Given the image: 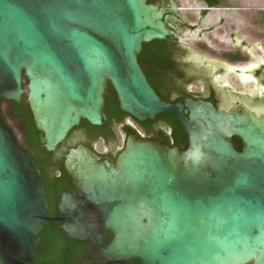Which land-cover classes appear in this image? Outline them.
<instances>
[{"label":"water","instance_id":"95a60500","mask_svg":"<svg viewBox=\"0 0 264 264\" xmlns=\"http://www.w3.org/2000/svg\"><path fill=\"white\" fill-rule=\"evenodd\" d=\"M167 18L150 0H0V100L27 96L48 151L82 120L103 124L107 83L124 113L173 114L188 135L183 150L131 131L115 162L70 149L79 195L64 194L51 219L41 170L0 106V264H32L50 221L95 240L102 264H264V116L161 99L138 55L170 36Z\"/></svg>","mask_w":264,"mask_h":264},{"label":"flooded vegetation","instance_id":"af4514ba","mask_svg":"<svg viewBox=\"0 0 264 264\" xmlns=\"http://www.w3.org/2000/svg\"><path fill=\"white\" fill-rule=\"evenodd\" d=\"M168 1L157 0L156 2ZM195 1L203 5L196 23L181 22L176 24V27L191 30L196 39V49L207 51L208 60L198 53L192 55L191 58H188L186 52L185 54L174 53L171 63L162 66V74L159 77L161 95L173 104L183 103L187 99L203 100L212 103L223 112H230L237 106H247L259 117L264 116V7L246 10L234 7L231 5V0ZM169 13L171 15L168 13L166 15L171 18L173 12L169 11ZM209 16H212L210 26L197 32ZM166 24L171 33L169 37L176 42L181 50L187 51V48L180 43L177 37L176 27L169 24L167 20ZM205 34H207V40L204 39ZM184 111L186 114L189 113L187 109ZM82 121L78 126L82 124ZM146 122H139L127 114L113 124L114 137L110 141L101 134L92 136L86 129L78 126V128H73L66 139L54 150L56 158H63L68 178V181L64 183L65 191L62 196L70 194L73 197H78L79 195L65 168V156L70 149L83 145L100 160L115 162L118 154L124 149L126 138L131 131L141 138L154 139L163 143L166 142L157 138V134H163L167 138L172 135L173 128L166 119H157L156 117L151 121V125H146ZM127 126L129 130L125 128ZM119 139L122 141L121 146H110L111 143L117 144ZM42 142L45 146L44 135ZM88 143L89 145H87ZM100 143L105 148L102 152L97 148ZM234 143L241 150L242 143L238 138H234ZM65 151H67L66 154ZM50 171L55 177L64 176V173L58 168L52 167ZM58 211L57 216H47L51 219L63 216L59 210V204ZM56 223L60 225L64 233L61 238L76 240L65 233L62 223ZM99 238L104 244H108L110 241L108 243L104 241L107 238H112V234L106 233ZM76 241L80 245H91L92 250L82 254L75 264H102L93 256L95 240ZM32 264H36L35 258Z\"/></svg>","mask_w":264,"mask_h":264},{"label":"trees","instance_id":"16d2710c","mask_svg":"<svg viewBox=\"0 0 264 264\" xmlns=\"http://www.w3.org/2000/svg\"><path fill=\"white\" fill-rule=\"evenodd\" d=\"M157 0H150L156 2ZM179 52L185 54V50H181L176 42L167 37L164 40H154L145 43L141 53L138 55L139 63L146 74L149 82L154 87L158 95L163 101L168 102L159 91V77L161 76L162 66L172 61L174 53ZM28 83L27 78H23V86ZM1 118L5 124L13 131L18 138L21 148L28 150L34 157L39 169L41 170V178L45 185L48 201L50 204L47 215L50 217L59 214L58 204L60 198L65 191L63 186L68 178L64 169L63 158H56L54 151H48L42 142L43 133L39 131L34 122L27 96H23L21 103L14 101L0 100ZM104 118L101 126H92L86 120L78 127L86 129L92 136L103 135L108 141L114 137L112 129L116 121H120L126 113L121 111L116 93L109 83L105 94ZM166 119L172 128V135L164 137L163 134H157V138L164 140L169 147H179L186 150L188 147V135L183 130L182 123L173 114L165 113L157 117V119ZM12 123L13 126L10 124ZM151 121L147 120L146 125H151ZM77 127V128H78ZM129 130L128 126L125 127ZM20 136V137H18ZM89 145V143L87 144ZM65 154L67 151L64 152ZM105 158V156H103ZM52 167L60 169L64 176L55 177L50 169ZM64 235L60 225L56 222H47L42 231L41 240L36 248L35 261L36 264H75L76 260L82 254L89 253L92 249L91 245H80L76 240L61 238ZM111 238L105 239L108 243ZM90 248V249H89Z\"/></svg>","mask_w":264,"mask_h":264},{"label":"rangeland","instance_id":"374dc122","mask_svg":"<svg viewBox=\"0 0 264 264\" xmlns=\"http://www.w3.org/2000/svg\"><path fill=\"white\" fill-rule=\"evenodd\" d=\"M152 3L161 5L165 9L166 14L168 13L169 15H171L169 11L173 12L172 17H168L166 20L174 27H176V24H180L181 22L186 24L196 23L197 18H199V12L203 9V5L195 0H169L168 2ZM231 5L238 8H244L246 10H255L264 7V0H231ZM211 18L212 16L206 18L205 22L202 24V28H199L197 32H200V30L202 29L208 28L211 23ZM175 32L177 33V37L180 43L187 48L186 54L188 58H191L192 55L198 53L205 60H208L207 58L209 57V55L207 51L196 49V39L190 29H182L181 27L177 26ZM204 39H208L207 34L204 35ZM10 124L13 126L12 123ZM121 143L122 141L121 139H119V142L117 144L111 143L110 146H121ZM97 148L100 152L104 151L105 149L102 143H100Z\"/></svg>","mask_w":264,"mask_h":264}]
</instances>
